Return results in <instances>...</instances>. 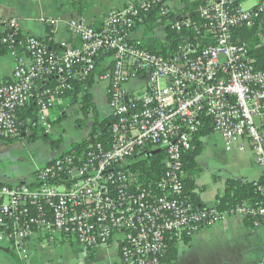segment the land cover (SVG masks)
<instances>
[{"label":"built area","instance_id":"2783aa9c","mask_svg":"<svg viewBox=\"0 0 264 264\" xmlns=\"http://www.w3.org/2000/svg\"><path fill=\"white\" fill-rule=\"evenodd\" d=\"M174 1L184 5L137 0L108 13L100 29L71 20L79 46L62 42L61 53L22 34L16 19L4 21L0 42L16 66L11 82L0 85V140L20 138L18 113L33 105L38 112L29 129L52 131L71 81L92 78L106 86L111 139L96 143L81 161L54 159L37 171L32 186L0 184V243L25 257L26 241L44 231L73 237L86 250L116 243L121 264H162L172 242L227 218L264 226L260 181L261 204L200 207L186 196L183 162L195 137L210 127L227 152L250 150L264 179V70L237 39L257 25L264 0L249 9L243 6L248 0H193L201 2L200 23ZM153 13L159 41L166 43L168 32L180 36L173 53H153L144 38H134ZM135 81L143 86L130 92L126 87ZM158 151L165 155L163 176L155 186L139 187L131 162Z\"/></svg>","mask_w":264,"mask_h":264},{"label":"crops","instance_id":"0c3cea01","mask_svg":"<svg viewBox=\"0 0 264 264\" xmlns=\"http://www.w3.org/2000/svg\"><path fill=\"white\" fill-rule=\"evenodd\" d=\"M136 1L95 0L80 13L70 7L74 0H0V39L5 32L4 21L12 18L19 22L21 33L24 35L37 37L55 47L62 42L77 47L79 42L69 31V21H79L100 29L108 13L123 9ZM174 4L177 7L184 6L180 2L174 1ZM51 21H54V24H50ZM144 30L137 28L134 38H145ZM154 36L157 39L161 38L157 30L154 31ZM15 66L16 60L0 47V85L11 82ZM139 84L140 82L135 81L129 88L130 92ZM97 85L99 83L96 81L91 91V99L93 106L101 113L99 105L104 104L106 96L104 97L99 88H96ZM78 106L77 102L72 103L71 100H65L59 105L54 111L55 124L49 133L41 128L34 131L27 127L24 130L23 124L28 125L30 120L29 118L23 120L25 111L20 113L18 118L24 133L18 140H0L1 185H34L39 169L69 152L74 145L89 140L92 132L90 123H94V116L88 115L87 120L79 113ZM109 115L110 110L102 118H109ZM86 121L89 131L83 137H78L80 124ZM57 123H60V126H57ZM206 137L208 143L203 142ZM202 142L204 147L213 150L207 169L197 163L202 173L196 181L198 188L195 193L199 195L203 207L216 205L217 196L223 195L228 181L235 180L241 183L261 181L262 169L254 162L250 150L244 152L235 150L229 153L224 148L223 138L216 133L203 137ZM36 143H44L49 151L38 154L33 149ZM63 143H67V148L61 151ZM216 152L224 156V163L218 160ZM205 171L211 173L213 186L216 183L220 184L217 190L211 188L210 183L201 181ZM211 189L213 194L209 196L207 194ZM26 249L27 254L24 257L8 244L0 243V264H121L120 251L116 243L106 248L86 250L73 237L53 235L44 231H35V234L26 241ZM177 249L178 256L170 264H264V226L253 228L239 216L230 217L200 230L192 236L188 245L179 243Z\"/></svg>","mask_w":264,"mask_h":264},{"label":"trees","instance_id":"16d2710c","mask_svg":"<svg viewBox=\"0 0 264 264\" xmlns=\"http://www.w3.org/2000/svg\"><path fill=\"white\" fill-rule=\"evenodd\" d=\"M95 0H74L70 7L73 11L84 12L85 8H88ZM185 10L190 12L194 21L200 23L199 19L196 16V9L199 7L201 2L193 0H183ZM241 0H239L240 2ZM157 18H154V13L149 17L148 21L145 24V38L142 41L143 47L149 49L153 53H164L162 48L170 50V52L175 51V45L177 44L180 36L174 32H168L167 42L162 43L154 36V31L159 25L157 23ZM190 34V33H185ZM184 35V34H183ZM4 36V34H3ZM1 36V38L3 37ZM193 39V36L191 37ZM241 42L246 43L248 46L252 57L256 61V67L259 70H264V14L257 21V25L253 29L244 30L237 36ZM1 40V39H0ZM52 49H55L59 53L61 50L58 47H55L53 44H50ZM0 47L3 48L4 52H8L6 47L0 42ZM18 55L23 53V48H16ZM103 69L101 67L97 68V75L101 74ZM97 79L92 78L90 80H85L82 82L71 81L73 90L66 92L64 96V101H72V103L77 102L81 107L86 119L90 113L94 116V123L92 124V132L89 140L84 141L78 145H74L69 152L59 156L64 157L71 155L77 160H83L89 151V149L94 146L96 143L107 144L111 139L110 129H109V118L103 119L100 116V113L93 106L91 94V89L95 86ZM90 109H92L90 111ZM24 114V121L29 118L30 121H33L37 117L38 108L33 105L31 108H26ZM21 111V112H23ZM18 113V117L20 113ZM88 120V119H87ZM27 123L23 124V129L28 127ZM55 122L53 123V125ZM88 124V121L80 124V127H84ZM207 130L201 131L194 139V149L184 156V170L186 172V177L184 179L185 192L186 196L193 202L194 205L203 207L200 197L195 193L198 188L196 185L197 179L202 173V169L197 164L198 157L204 151V145L202 138L213 134V131L207 127ZM37 131V130H34ZM14 140V139H12ZM164 160L165 155L162 152L154 153L153 156H144L138 157L136 160H133L129 166L131 171L136 174L138 179L139 187H147L148 184H155L161 179L164 174ZM260 184L264 186V179H261ZM247 202L249 204H261L263 202V195L261 192L257 191V186L255 183H241L239 181L231 180L228 181L225 186V192L223 195L217 196L216 205L220 210H230L235 208L237 205ZM250 225V221H247ZM192 237H186L182 239L183 244L188 245ZM178 242L174 241L171 243L167 255L163 259L162 264H170L178 256ZM92 250V249H91Z\"/></svg>","mask_w":264,"mask_h":264},{"label":"rangeland","instance_id":"374dc122","mask_svg":"<svg viewBox=\"0 0 264 264\" xmlns=\"http://www.w3.org/2000/svg\"><path fill=\"white\" fill-rule=\"evenodd\" d=\"M256 3H257V1L256 0H248L246 3H244V8L245 9H249V8H251V7H253V6H255L256 5ZM133 84H135V82H132L129 86H127L126 88L127 89H129L130 87H132V85ZM138 86H140V87H142L143 86V83L142 84H139ZM96 88H99V90L102 92V94H103V96L105 97L106 96V100H105V102H104V104L103 105H99V111L101 112L100 113V116L101 117H103L106 113H108L109 112V110H110V107H109V101H108V98H107V90H106V86L104 85V84H99V85H97L96 86ZM91 91H92V89H91ZM91 91H90V94H91ZM95 102H96V100H95ZM79 108H78V111H79V113L80 114H82L83 115V117H85V115H84V113H83V111L81 110V107L80 106H78ZM89 116H93L92 115V113H90L89 114ZM91 125L93 124V123H90ZM57 126H60V123H57ZM92 127V126H91ZM91 129V128H90ZM89 131V126H84V127H82V128H80V131L78 132V137H83V135H85V133H87ZM214 134V133H213ZM219 135V134H218ZM217 137V136H216ZM207 138V137H206ZM206 138H204L203 140V142L205 143V142H207L208 141V138L206 139ZM14 140H18V139H14ZM208 143V142H207ZM67 143H63V145H62V147H61V151H62V149H63V151H64V148H67ZM206 145V144H205ZM225 148V147H224ZM33 149H34V151H36V152H38V154L39 153H44L45 151H49L48 149L49 148H47V146H45V144L44 143H36V144H34L33 145ZM67 151V150H66ZM212 149L211 148H208V147H205L204 148V151H203V153L198 157V159H197V163H199L204 169H207L208 168V165L207 164H209L210 162H211V158H212ZM230 153H232V152H230ZM216 154V156L218 157V160L220 161V162H222V163H224L225 162V158H224V156L222 155V154H219L218 155V152H216L215 153ZM215 156V155H214ZM207 162V163H206ZM205 164V165H204ZM213 177L211 176V173L210 172H204V174L202 175V177H201V181L203 182V183H206V184H208V183H210V187L211 188H216V190H217V187L220 185V184H218V183H214L215 184V186H213V179H212ZM208 186V185H207ZM212 194H213V192H212V189H211V191H209L208 192V194L207 195H209V196H212Z\"/></svg>","mask_w":264,"mask_h":264},{"label":"water","instance_id":"95a60500","mask_svg":"<svg viewBox=\"0 0 264 264\" xmlns=\"http://www.w3.org/2000/svg\"><path fill=\"white\" fill-rule=\"evenodd\" d=\"M156 153H159V151L158 152H156ZM132 192V191H131Z\"/></svg>","mask_w":264,"mask_h":264},{"label":"flooded vegetation","instance_id":"af4514ba","mask_svg":"<svg viewBox=\"0 0 264 264\" xmlns=\"http://www.w3.org/2000/svg\"><path fill=\"white\" fill-rule=\"evenodd\" d=\"M19 139V138H18Z\"/></svg>","mask_w":264,"mask_h":264}]
</instances>
